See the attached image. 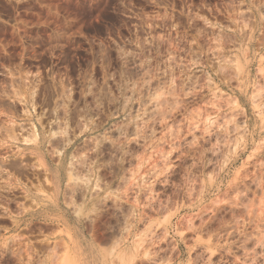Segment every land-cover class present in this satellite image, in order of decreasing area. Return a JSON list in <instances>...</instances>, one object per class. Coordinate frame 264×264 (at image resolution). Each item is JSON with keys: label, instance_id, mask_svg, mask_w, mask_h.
I'll list each match as a JSON object with an SVG mask.
<instances>
[{"label": "rangeland", "instance_id": "rangeland-1", "mask_svg": "<svg viewBox=\"0 0 264 264\" xmlns=\"http://www.w3.org/2000/svg\"><path fill=\"white\" fill-rule=\"evenodd\" d=\"M49 7L53 5H34L33 0H0V108L4 111L0 116V250L7 252L2 264H17L21 248L27 256L29 247L40 250L57 241L70 251L71 235H63L50 217L30 211L38 191L49 194L45 187L53 162L49 153L63 151L65 140H74L72 149L95 146L93 156H101L98 164L104 163L116 136L109 129L127 123L126 116L139 117L142 109L143 119L130 124L128 132L130 138L142 137L132 144L140 158L134 165L151 183V190L136 199L143 208L152 197L153 206L144 208L148 223L142 227L159 237V248L165 250L161 256H171L177 264L189 258L195 264L201 255L208 264H241L242 259L261 264L264 132L260 126L264 121L241 102V90L251 94L264 82V0H131L122 4L120 47L113 45L111 55L123 64L121 49L128 51L138 44L137 51L143 50L152 66L173 65L164 80L173 76L180 77L179 82L187 80L185 90L191 94L171 113V119L162 115L167 110L163 104L148 107L146 99L125 109L124 97L106 104L91 128L88 121L95 119V113L83 101L93 97L85 98L84 93L90 88L95 92L92 85L102 82L109 69L95 66L81 78L79 88L74 81L69 97L71 77L64 76L67 65L63 63L69 49L46 52L50 39L46 30L55 25L38 22L41 9L47 12ZM37 52L43 54L39 60L33 58ZM123 75L130 83L138 78L132 72ZM161 83L154 81L153 87ZM26 84L35 86L26 88ZM158 107L160 113L153 111ZM240 108L248 117L246 134H235L229 122ZM222 126L226 132L218 131ZM105 133L103 142L91 143ZM72 149L65 155L74 154ZM106 171L102 169L100 175ZM181 181L184 191L176 196L175 186ZM197 239L204 243L197 245Z\"/></svg>", "mask_w": 264, "mask_h": 264}, {"label": "clouds", "instance_id": "clouds-1", "mask_svg": "<svg viewBox=\"0 0 264 264\" xmlns=\"http://www.w3.org/2000/svg\"><path fill=\"white\" fill-rule=\"evenodd\" d=\"M130 2L131 0H33L34 5H53L47 12L41 9L38 22L55 25L46 30L50 36L46 52L51 54L58 48L69 49L63 61L67 65L64 76L71 77L67 89L69 97L74 81L75 86L79 88L81 78L85 74H91L95 66L103 65L109 69L102 82L98 81L92 85L96 88L95 92L90 88L84 93L85 98L93 97L92 100L83 101L84 104L91 106L95 113V119L88 121L89 128L104 114L106 104L118 103L124 97H127L125 109L129 104L146 99L148 107L154 103L163 104L167 110L162 115L171 119V113L180 109L191 94L185 90L187 80L179 82L180 77L175 76L164 80V77L170 75L173 65L163 69L159 65L152 66V61L144 56L143 50L137 51L139 45L134 41L125 42L135 44L130 50L121 49L123 64L111 55L113 45L120 47L117 44L122 34L120 6ZM240 2L246 3L247 0ZM261 21L264 22V16L261 17ZM42 56V53L37 52L33 58L39 60ZM124 72H132L138 75V78L130 83L125 79ZM109 81L111 87L108 86ZM154 81L162 83L153 87ZM34 86L25 85L26 88ZM129 93L131 95H128ZM26 95L31 97L32 93L26 92ZM231 100L235 103V93ZM241 102L245 107H251L253 112L259 115L260 120L264 121V82L251 94L242 89ZM256 105H259L258 109ZM184 110L187 111V108ZM153 111L160 113L159 107ZM144 114L142 109L139 117L129 119L126 116L127 123L121 122L109 129V132H115L116 136L110 141L113 147L107 152L108 159L104 163L98 164L101 156H93L97 152L95 146L86 147L83 151L72 149L74 140H65L63 151L49 153L53 158L47 175L49 183L45 186L49 194L38 191L37 199L41 196L44 198L39 203L37 199H33L35 207L30 211L36 213L38 217H50L59 226L63 235L70 234L71 248L70 251H66L62 242L57 241L53 244L50 237H45L49 244H53L52 247L40 250L29 247L27 256L23 254L24 250L21 248L16 253L17 264H177L171 256H161V252L165 250L159 248V237H155L154 232L142 227L148 223L144 208L153 206L152 197H148L149 203L143 208L136 198L142 199V193L148 195L151 183L145 181L136 171L134 162L140 158L132 144L142 137L136 135L130 138L128 127L135 123L136 119H143ZM3 115L4 111L0 108V116ZM152 119L156 120V117L153 116ZM247 119L243 108L230 116L229 122L234 125L235 134L248 132ZM236 120L240 123H235ZM63 123H67V116ZM260 130L264 132V126H260ZM218 131L226 132L227 129L222 126ZM51 135L59 136L60 133ZM107 135L105 133L100 140L93 137L91 143L99 144ZM69 149H72L74 154L66 156L65 153ZM213 154L215 155V152ZM57 157L63 159L57 161ZM102 169H107L104 176L100 175ZM151 175L149 172V177ZM175 187L176 191L173 194L180 196L184 191L183 182H178ZM260 187L264 192V185ZM159 195L158 193L157 198ZM241 207L250 209L251 205L243 204ZM259 209L261 223H264V202L259 205ZM196 243L199 245L204 241L197 239ZM261 247H264V243ZM191 250L194 251L195 246ZM5 255L7 252L0 250V264ZM69 256L72 257L71 261ZM180 264L194 262L189 258ZM195 264H208V261L201 255ZM241 264L254 262L242 259ZM261 264H264V260Z\"/></svg>", "mask_w": 264, "mask_h": 264}, {"label": "bare ground", "instance_id": "bare-ground-1", "mask_svg": "<svg viewBox=\"0 0 264 264\" xmlns=\"http://www.w3.org/2000/svg\"><path fill=\"white\" fill-rule=\"evenodd\" d=\"M243 138V137H242ZM35 174V173H34ZM38 176H39V174H38ZM39 178V177H38ZM38 231V230H37Z\"/></svg>", "mask_w": 264, "mask_h": 264}]
</instances>
